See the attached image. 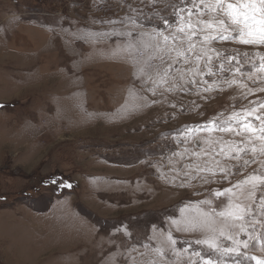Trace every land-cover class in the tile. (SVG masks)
Listing matches in <instances>:
<instances>
[{
	"label": "rangeland",
	"instance_id": "rangeland-1",
	"mask_svg": "<svg viewBox=\"0 0 264 264\" xmlns=\"http://www.w3.org/2000/svg\"><path fill=\"white\" fill-rule=\"evenodd\" d=\"M180 3L0 0V214H39L46 233L2 237L0 264H201L191 253H207L195 244L206 233L178 231L172 221L183 218L181 208L194 216L191 210L199 207L212 212L219 225L218 205H227L230 196L232 203L250 208L245 221L237 222L245 230L233 229L238 239L249 241L241 251L264 259L259 200L264 190L250 195L245 185L235 195H214L264 171V157L243 167L242 160L220 152L221 140L242 137L180 135L187 126L226 120L233 111L264 102L258 90L264 88V73L249 79L243 62L244 53L264 54V46L214 42L211 47L226 55L239 50L242 63L233 60L231 67H241L243 74L221 73L214 59L217 71L208 75L205 58L199 65L204 74L193 76L195 62L173 63L175 52L168 51L173 42L165 46L156 32L169 33L163 20L173 21L171 5ZM177 26L172 24L173 34ZM209 137L215 143L203 142ZM205 167L210 171L201 170ZM169 232L176 245L167 242ZM237 259L255 264L224 257L225 264Z\"/></svg>",
	"mask_w": 264,
	"mask_h": 264
},
{
	"label": "snow or ice",
	"instance_id": "snow-or-ice-1",
	"mask_svg": "<svg viewBox=\"0 0 264 264\" xmlns=\"http://www.w3.org/2000/svg\"><path fill=\"white\" fill-rule=\"evenodd\" d=\"M181 0L180 5H171L174 9V20L169 21L167 18L163 20L166 29L169 33L165 34V29L158 28L156 30L158 36H161L167 46L169 41L173 42L169 52H175L173 63L183 61L185 64L195 62L196 69L193 76L196 74L203 75L202 69L199 67L200 62L205 60L204 67L207 68V74L213 75L217 69L212 67L214 59L218 61V70L221 73L243 74L241 67L233 69L231 63L236 60L240 65L239 50L236 55H226L219 49L212 48L214 42H235L240 45L248 46H264V0ZM193 8L195 12H193ZM186 14V16H185ZM196 19L193 20L192 17ZM172 24L178 25L175 28V33L171 32ZM182 34V35H181ZM131 35V34H129ZM186 45V47H185ZM159 46V42L158 45ZM215 53V57L212 55ZM244 63L249 65L248 78L252 79L256 73H264V54L244 53ZM227 61V65L225 63ZM258 61V63H257ZM177 71H184L178 69ZM186 71L192 72V69ZM167 70L164 76H167ZM183 79V75L181 76ZM188 81H185L187 83ZM191 83H196L195 79ZM219 83V80L213 81ZM229 85L239 83L236 80H225ZM241 87L245 85L241 84ZM209 89H205L208 91ZM264 91V88L258 89ZM251 93V89L248 90ZM256 106L251 108H243L240 111H233L230 116L224 119L213 118L208 122L193 126H187L184 132L180 133L186 140L198 139L194 134L200 131L208 132L209 134L219 132L221 134L228 133L237 137H242L241 140L223 141L220 152H225L226 156L234 159L237 162L243 161V167H247L251 163L257 162V157H264V115L258 114L260 109H264V102H253ZM251 117V119H250ZM258 122V124L256 123ZM208 144L215 143L211 138L203 140ZM258 143V146H257ZM187 151V149L185 150ZM251 152V157L244 159ZM219 154V153H217ZM234 154V155H233ZM193 155H197L193 153ZM219 166V161L216 162ZM260 168L264 169V160L260 161ZM202 171H210L207 167ZM221 172L229 174V169L220 168ZM215 174L214 172L212 173ZM52 183H57L56 179ZM250 186L251 192L254 193L257 189L264 190V171L257 174L254 171L244 180L237 182L232 188H226L221 191H216L214 195L217 199L221 196L232 193L235 195V189L243 190L244 186ZM61 186L71 187L70 184H62ZM261 201V211L264 212V195L259 197ZM202 204H208L209 201H203ZM223 210L215 213L222 218V223L217 224L212 212L202 211L201 208L195 207L191 211L195 212L194 216L184 215L188 209L181 208L182 219L173 220L172 224L176 226L178 231L189 232L195 230H203L206 234L201 239H197L195 244L205 246L207 253L201 251H193L192 256L200 257L201 264H225L224 257L235 255L243 257L245 261L251 259L255 264H264V259L257 257H248L241 251V246L244 249L249 248V241L237 238V233L234 228L239 227L240 231L245 230L244 222L250 208L242 206L240 203H232V197H229V202L224 205L223 202L218 205ZM214 211V210H213ZM167 242L170 245H176L177 241L169 232ZM224 241H230L231 244L226 245ZM157 252L163 254L161 249H156ZM182 251L188 252V249ZM219 255L220 259H205V255ZM234 264H242L241 260H235Z\"/></svg>",
	"mask_w": 264,
	"mask_h": 264
},
{
	"label": "crops",
	"instance_id": "crops-1",
	"mask_svg": "<svg viewBox=\"0 0 264 264\" xmlns=\"http://www.w3.org/2000/svg\"><path fill=\"white\" fill-rule=\"evenodd\" d=\"M15 216V217H13ZM39 214L32 213L28 210H22L21 214L15 215L13 211L5 212L0 214V240L1 238H5L8 234H11L14 238H24L27 234H35L43 232L45 233V229L43 228L44 224L41 220H38ZM4 220V221H3ZM48 232V237L51 238ZM2 242V241H0ZM3 247V246H2ZM5 248V247H3ZM3 248L1 249L3 251Z\"/></svg>",
	"mask_w": 264,
	"mask_h": 264
}]
</instances>
